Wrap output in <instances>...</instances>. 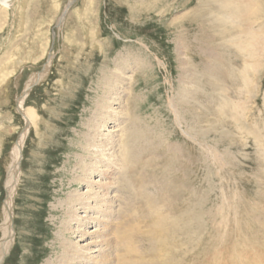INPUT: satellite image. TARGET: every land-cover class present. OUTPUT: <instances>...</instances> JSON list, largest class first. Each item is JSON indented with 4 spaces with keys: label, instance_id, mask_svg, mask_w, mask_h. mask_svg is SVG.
<instances>
[{
    "label": "rangeland",
    "instance_id": "374dc122",
    "mask_svg": "<svg viewBox=\"0 0 264 264\" xmlns=\"http://www.w3.org/2000/svg\"><path fill=\"white\" fill-rule=\"evenodd\" d=\"M227 1L0 0V239L10 155L25 131L11 207L13 241L0 264H59L60 243L66 242L90 247L91 258L103 249L95 231L107 218L77 212L81 220H95L101 214L103 221L99 225L81 221L79 230L87 236L63 241L69 217L63 216L61 204L70 195L99 193L110 186L109 173L104 179L94 175V190L73 180L78 160L88 166L96 162L98 172L119 164L112 161L119 145L116 124L107 126L109 134L100 133L99 141L110 142L100 155L89 157L90 146L84 140L105 81L118 73L122 60L132 69L125 65L124 92L119 91L122 106L116 101L112 105L127 120L125 125L133 126L132 143L140 136L137 145L155 147L147 153L152 154L156 172L139 166L146 171V180L153 175L158 187L167 185L180 199L172 216L174 232L178 231L173 239L175 262L192 264L204 253L205 242L224 238L229 231H223L228 229L224 222H230L235 232L240 202L241 210L246 204L252 210L259 207L255 203L264 182V149L252 133L260 132L264 139V0H238L239 7L250 4L251 15L249 23L238 19L237 50L232 42L234 20L222 13ZM249 34L261 43L256 50L241 44ZM204 53L217 55V73L211 71L215 62L203 64ZM50 56L44 78L24 100V110H34L37 117L36 125L26 130L24 117L16 111L17 99L30 78L42 73ZM181 65L188 68L184 81ZM148 188L147 194L155 191ZM112 196L110 187L107 198L113 200ZM211 229L220 235L213 237ZM232 253L228 245L225 255Z\"/></svg>",
    "mask_w": 264,
    "mask_h": 264
},
{
    "label": "bare ground",
    "instance_id": "6f19581e",
    "mask_svg": "<svg viewBox=\"0 0 264 264\" xmlns=\"http://www.w3.org/2000/svg\"><path fill=\"white\" fill-rule=\"evenodd\" d=\"M249 2L251 4L253 3L252 1ZM246 5L244 7L241 6L243 7L241 8L238 6V0H228L225 3L226 8H223L222 11V13L226 15V18L229 17V20H234L233 25H235V27L233 30L236 31L233 32L236 34L233 35L235 37L234 39L232 38V42L236 50L240 46H238L239 43L237 34L239 26L238 19L243 22H248L250 20V18H248L251 15L249 7L250 4ZM241 25L243 26L242 23ZM230 31L232 32V29ZM247 36L248 37L245 41L241 42V44H244L246 47H250L251 49L255 47L256 50L261 44L260 41H255L256 37L254 34H249ZM181 50L185 51V49ZM203 56V64L205 67L211 61L216 63L211 71L213 72L215 69V73H217V64L219 63V61L216 60L217 55L215 53L209 55L204 53ZM51 59L52 56H50L47 60L42 73L39 72L30 78L25 86L23 94L17 99V111L22 114L25 119L27 124L26 130H28V126L30 127L32 125H36L37 117L34 110H24V100L33 85L44 78L43 76H45V73L48 70ZM126 63L127 60H122V62L117 64L116 67L118 73L111 74L105 81V86L102 88L104 89V94L100 98L99 102L95 104L96 109L87 120L88 124L86 126L88 127L89 134L85 138L87 141L84 140V144L90 146L86 152L89 157L94 156V153L100 155L102 151L105 152V150L110 146V142H108V140H98L102 135L101 132L107 131L108 125L116 124L117 126L113 127H118L117 132L119 133V145L117 146V151L112 155V161L119 164L116 165L115 169H111L110 167L111 171H109L110 169L108 167L107 170L101 167L102 169L98 172L99 165H96V162L88 166L87 161L83 159L80 161L78 160L76 165H78L79 168L77 175L73 180V183H79L82 186L91 189L93 187L92 184L97 183L94 179V175H104V179L106 174L109 173L112 175V181L109 184L110 186H105L99 193L94 191L89 195L88 192L82 196L70 195L66 198V201L61 204L64 207V210L62 209V212H64L63 216L69 217L65 224L66 229L63 231V241H65L66 238L71 237H77L81 241L87 236L85 232L79 230L81 227L79 222L86 221L87 225L89 223L99 225L97 223L103 221L102 219L100 220L102 216L101 214H103L104 219L107 218L105 223L102 224L103 226L101 225L102 229L95 231L97 233L98 244L103 249H99L96 252L97 255L94 258H91L93 253L90 247L78 248L75 246V244L79 241L75 243H60V251L62 254L58 258L59 264H177L175 262L176 253L173 249V239L178 234V231L174 232V226L176 224L174 223L172 216L178 212L177 208L180 207V199L176 198L172 194L167 185L158 187L156 179L152 177L153 175H149V180H146V171L144 169L140 171L139 166H142V168H152L156 172L155 167H152L151 157L149 156L152 154L148 155L147 153L155 147L150 150V147L152 146L148 143H145L143 146L137 145L140 144L138 143L141 140L140 136L135 139L134 143H132V140L129 139V137L131 136L130 134L132 133L131 129L133 126L131 127L130 122L128 125H125L127 120H122V118L119 117V113L116 112L117 108L112 105L115 101L121 106L123 104L124 100H122L123 97H121V92L119 93V91H123L124 81H126L123 75H126L125 72L126 69H128L127 67L131 66ZM125 65L127 67H125ZM181 66L184 68L182 69L183 72L181 73L180 79L184 81V75L186 74L188 68L184 65ZM130 69H132V67H130ZM126 108L128 109L129 107ZM259 133L260 132H256L255 134H252L254 135L256 144L263 150L264 143H262V140L264 139H262ZM24 141L25 131L19 134L10 155L11 163L5 184L7 197L3 205V222L1 227L2 238L0 239V263L3 261V258H5L4 256L8 254L9 246L13 241L11 207L20 171V161ZM146 146H148V148H146ZM262 153L264 156V151H262ZM211 155H214V153H211ZM213 158L215 157L212 156V160L214 161ZM100 163L101 161L97 164ZM262 180L264 181V179ZM148 186L155 189L152 194H147V189H149ZM110 187H113V200L110 197L107 198ZM258 188L260 189V198L257 197L258 200L256 199L257 203L255 204L259 207L257 206L258 208L252 210V206H248L245 203L246 206L244 210H241L244 203L240 202L235 208V212L238 214L237 219H235L236 231L233 232V225L227 221L223 223V226L228 225V229L224 227L223 231H229L225 234L224 238L215 239V236L220 235L221 232L214 229H211L210 232L208 231L209 234L211 233V235L215 237L213 239L214 241L209 240L210 243L205 242L204 250H201L204 253L199 256H197V254V257L195 256L196 258L193 259L194 261H192V264H264V182L259 184ZM94 189L95 187H93V190ZM91 203H94L95 206L91 205ZM113 204H115V210L112 209ZM246 209H248L247 214L245 213ZM223 210L221 211L224 213L225 209L223 208ZM83 211L101 214L99 217L95 218V220L88 219V217L87 219L81 220L78 217L77 212L83 213ZM65 212H67V215ZM247 215H251V218H248ZM212 218L216 219L217 216H212ZM253 218L255 219L253 225L251 226V220H253ZM86 222L84 224H86ZM215 223L216 222H213L212 224L216 225L217 229L221 228ZM179 232L181 231L179 230ZM253 232L256 233L251 235ZM234 235L236 237H234ZM93 238L96 239L95 236L91 237V239ZM229 240L233 243H229ZM162 241L169 246L165 247ZM209 245H211V247ZM228 245H230L233 249L231 256L225 255L228 251ZM218 246L220 247L218 248ZM95 247H97V245H94V248ZM208 248H210V250H208ZM182 260L180 264H188Z\"/></svg>",
    "mask_w": 264,
    "mask_h": 264
},
{
    "label": "water",
    "instance_id": "95a60500",
    "mask_svg": "<svg viewBox=\"0 0 264 264\" xmlns=\"http://www.w3.org/2000/svg\"><path fill=\"white\" fill-rule=\"evenodd\" d=\"M16 104V103H15ZM17 111V110H16ZM6 190V189H5ZM5 194H6V191H5Z\"/></svg>",
    "mask_w": 264,
    "mask_h": 264
}]
</instances>
